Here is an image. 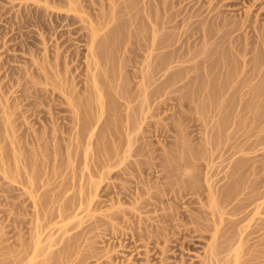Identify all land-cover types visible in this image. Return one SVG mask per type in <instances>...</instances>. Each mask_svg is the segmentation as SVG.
<instances>
[{"label": "rangeland", "instance_id": "374dc122", "mask_svg": "<svg viewBox=\"0 0 264 264\" xmlns=\"http://www.w3.org/2000/svg\"><path fill=\"white\" fill-rule=\"evenodd\" d=\"M9 1L0 0V264H42L64 246L68 260L58 264H264V43L253 31L264 28V0H118V9L103 0L102 14H120L94 50L102 53L96 73L117 85L104 91L102 116L87 101L89 31L79 28L80 12ZM158 55L169 70L153 84L141 76ZM120 87L130 101L112 93ZM129 111L141 114L135 129ZM82 125L92 138L76 133ZM213 253L222 260L210 261Z\"/></svg>", "mask_w": 264, "mask_h": 264}, {"label": "bare ground", "instance_id": "6f19581e", "mask_svg": "<svg viewBox=\"0 0 264 264\" xmlns=\"http://www.w3.org/2000/svg\"><path fill=\"white\" fill-rule=\"evenodd\" d=\"M23 1H26L27 2V0H22V2ZM103 0H56V2L54 1H50L49 0V2H51V4H50V6H51V9H52V11H57V12H59V13H61V12H67V14H70V16H76L75 14H79L78 12H80V29H83V30H87V31H89V33H87V36H84L85 38L87 37V41L86 42H88V44H89V47H88V52H90L89 53V55H87V58H86V60H87V67H88V69H89V71H91V72H89L90 73V80L89 81H92V86L93 87H89V89H92L89 93V95H90V97H89V95L87 96L88 97V99H87V101L89 100V101H91V99L93 100H96L95 102L94 101H91L92 103H95V106H92V107H95L92 111H94L95 110V112H93V114L95 113V115H92V116H102V115H104L105 114V112H107L109 109H108V106H107V104H105L103 101H102V96L104 95V91L106 92V88H112V82H103L102 81V77H101V75H103V74H101L100 75V73H98L99 71H97V73L99 74H97L96 73V70H97V66H98V62L100 63V61H102V60H99L98 58H99V56H101L100 54H102V53H98V51H99V49H100V47H101V44H102V42L101 41H98V37L100 36L99 35V33H101L100 31H103V30H105L106 29V31H107V29H108V27L110 26V25H113L115 22H116V19H118L119 18V14H118V18H115L116 16H113L114 18H111L110 17V15L109 16H105L104 14H102L103 13V8H104V6L106 5H104V3L106 2L108 5H106V7H110V8H113L114 9V7H115V5H116V3L117 4H120L121 5V3H119V1H121V0H104L105 2L103 3L102 2ZM123 1V0H122ZM150 1V0H149ZM13 2H15L14 0H10L9 1V4H13ZM39 2V1H38ZM49 2L47 3V4H49ZM135 2H136V0H135ZM147 2V1H146ZM257 0H253L252 1V4L255 6L256 4H257ZM30 3V2H29ZM29 3H26L25 5H27L26 6V8H27V10L34 4V3H31V4H29ZM125 3V2H124ZM251 3V2H250ZM24 4V3H23ZM35 4H37V3H35ZM38 4H40V3H38ZM14 5V4H13ZM24 5V6H25ZM29 5H31V6H29ZM136 5V4H135ZM155 5V4H154ZM252 5V6H253ZM37 6V5H36ZM35 6V8H37ZM39 6V5H38ZM122 6V5H121ZM32 7H34V6H32ZM42 7V6H41ZM117 7H119V6H116L115 8H117ZM126 7V6H125ZM127 7H130V6H127ZM166 7V6H165ZM24 8V7H23ZM25 8V9H26ZM34 8V9H35ZM48 8V7H47ZM122 8V7H121ZM132 8V7H131ZM162 8H164V7H162ZM38 9V8H37ZM37 9H35V10H37ZM40 9V8H39ZM48 9H50V8H48ZM118 9V8H117ZM125 10H126V8H124ZM45 11H46V13H47V9H44ZM124 11V10H123ZM126 11H130L131 12V10H130V8L128 9L127 8V10ZM133 11V10H132ZM42 12H43V10H42ZM130 12H128V15H127V13L124 15V16H128L129 17V14H132V13H130ZM52 13H54V12H52ZM121 13H123V12H121ZM48 14H49V12H48ZM54 14H56V15H59V14H57L56 12L54 13ZM72 14V15H71ZM110 14V13H109ZM60 15H62V14H60ZM102 17H101V16ZM142 15H144L143 13H142ZM38 16H40V14L38 15ZM54 16V15H53ZM97 16H100L101 17V19L100 20H98V19H96V17ZM122 16V15H121ZM147 16V15H146ZM145 16V17H146ZM151 17H153L154 15H153V13H152V15H150ZM50 17H51V15H50ZM56 17V16H55ZM62 17V16H61ZM131 17V16H130ZM58 19H59V17H57ZM74 18V17H73ZM72 18V19H73ZM56 19V18H55ZM114 19H115V21H114ZM122 19V18H121ZM156 19V18H155ZM246 19V18H245ZM49 20V19H48ZM74 20V19H73ZM119 20V19H118ZM124 20V19H123ZM127 20V19H126ZM125 20V21H126ZM75 21V20H74ZM73 21V23H71V24H73L74 25V22ZM114 21V22H113ZM124 21V22H125ZM130 21V20H129ZM154 21H156V20H154ZM153 21V22H154ZM250 21V20H249ZM55 22V21H54ZM53 22V23H54ZM67 22V21H66ZM69 20H68V24H69ZM71 22H72V20H71ZM111 22L113 23V24H111ZM123 22V23H124ZM127 22H128V20H127ZM50 23L51 22H49V25H50ZM156 23V22H155ZM247 23V22H246ZM43 23H41V25H42ZM67 24V23H66ZM66 24H65V26H66ZM44 25V24H43ZM45 25H48V24H45ZM51 25H52V23H51ZM50 25V26H51ZM54 25V24H53ZM56 25L57 24H55V27H56ZM127 25V24H126ZM156 25V24H155ZM250 25V24H249ZM49 26V27H50ZM42 27H45L46 28V26H42ZM52 27V26H51ZM50 27V28H51ZM68 27V26H67ZM250 27H252L251 25L249 26V28ZM48 28V27H47ZM56 28H58V27H56ZM49 29V28H48ZM56 30V29H55ZM45 31V30H44ZM56 31H58V29L56 30ZM159 31H160V28H159ZM253 31H254V33L256 34H258V35H256L257 36V41L259 42H263L264 43V28H262V27H253ZM65 32V31H64ZM68 32V31H67ZM82 32V31H81ZM84 32V31H83ZM104 32V31H103ZM161 32V31H160ZM159 32V33H160ZM73 33V32H72ZM84 33H86V32H84ZM83 33V34H84ZM108 33H109V31H108ZM159 33H157V34H159ZM70 34V33H69ZM82 34V35H83ZM101 34H103V33H101ZM82 35L80 36V38H82ZM153 35H155V34H153ZM204 35V34H203ZM202 35V36H203ZM207 35H208V33H207ZM105 36V35H104ZM110 36V35H109ZM156 36H158V35H156ZM156 36H154L153 37V42H152V44L150 43V45L152 46V50H159V48H161V46H162V41H161V39L160 38H156ZM212 36V35H211ZM59 37V36H58ZM62 37V36H61ZM101 37V36H100ZM163 37V36H162ZM207 38H209V36H206ZM104 38V37H103ZM214 38V37H213ZM225 38V37H224ZM59 39V38H58ZM57 39V40H58ZM72 39V38H71ZM157 39H159L161 42H159V45H161V46H159V47H157L156 46V42H158V41H156L155 42V40H157ZM84 40V39H83ZM86 40V39H85ZM100 40H102L103 41V39H100ZM105 40V39H104ZM163 40V39H162ZM63 41V40H62ZM61 41V42H62ZM108 41V40H107ZM111 41V40H110ZM152 41V40H151ZM83 42V41H82ZM85 42V41H84ZM85 42V43H86ZM104 43V42H103ZM155 43V44H154ZM62 44V43H61ZM108 44V43H107ZM135 44V43H134ZM145 44V43H144ZM158 44V43H157ZM42 45V44H41ZM64 46V45H63ZM155 46H156V49H153V48H155ZM62 47V46H61ZM67 47V46H66ZM102 47H103V44H102ZM102 47H101V49H102ZM234 47V46H233ZM64 48H65V46H64ZM144 48V47H143ZM158 48V49H157ZM234 48H236V47H234ZM60 49V48H59ZM58 49V50H59ZM98 50V51H96V53L94 52V50ZM189 49V48H188ZM187 49V50H188ZM66 49H64V51H65ZM186 50V51H187ZM43 51V50H42ZM45 51V50H44ZM51 51V50H50ZM63 51V52H64ZM101 52H102V50H100ZM238 51V50H237ZM33 52V51H32ZM57 52V51H56ZM62 52V53H63ZM66 52V51H65ZM71 52V51H70ZM70 52H68V54H66L65 53V56L66 55H69V53ZM156 52V51H155ZM188 52H189V50H188ZM187 52V53H188ZM61 53V52H60ZM60 53H59V55H60ZM151 53V52H150ZM182 53V52H181ZM50 54V53H49ZM57 54V53H56ZM73 55H74V53H72ZM70 55V57L69 58H71L73 61H75L74 59L75 58H73L72 56L73 55ZM131 54V53H130ZM203 54V53H202ZM32 55V54H31ZM55 55V54H54ZM58 55V54H57ZM58 55V56H59ZM61 55H64V53L63 54H61ZM152 55H154V54H149V58H151L152 57ZM157 55V54H156ZM155 55V56H156ZM170 55V54H169ZM175 55V57H177L178 59H177V61L178 62H180V61H184V59H185V57L184 58H182V57H180V56H177V55H181V54H174ZM47 56V55H46ZM52 56V55H51ZM50 56V57H51ZM86 56V55H85ZM105 56V55H104ZM148 56V55H147ZM155 56H153V60H152V66H149V65H147V66H149V68L150 67H152V69L150 68V69H148V71L146 70V72L145 73H143L142 75L143 76H141V77H143L144 79H145V81H146V79H150V80H152V83H153V81H155L156 82V80L158 81V78L159 77H162L163 76V74L165 73V72H167L168 70H169V67H167V66H169V65H164V62H163V58H162V56H164V55H162V56H160V55H158L157 57H155ZM160 56V57H159ZM182 56H184V55H182ZM190 56V55H189ZM194 56V55H193ZM44 57V56H43ZM57 57V56H56ZM55 57V58H56ZM59 57H61L62 58V56H59ZM64 57V56H63ZM67 57V56H66ZM84 57V56H83ZM127 57V56H126ZM165 57V56H164ZM180 57V58H179ZM191 57V56H190ZM31 58V57H30ZM60 58V59H61ZM65 58V57H64ZM102 58V57H101ZM167 58V57H166ZM182 58V59H181ZM188 58V57H187ZM40 59V58H39ZM43 59V58H42ZM46 59V58H45ZM48 59V58H47ZM56 59H59V58H56ZM59 59V60H60ZM63 59V58H62ZM62 59H61V62H62ZM97 59L99 60L98 62H96L97 61ZM105 59V58H104ZM106 59H108V58H106ZM147 59V58H146ZM168 59V58H167ZM166 59V60H167ZM176 59V58H175ZM180 59V60H179ZM52 60V57L50 58V61ZM59 60H57V62L59 61ZM70 60V59H69ZM85 60V61H86ZM124 60V59H123ZM189 60V59H188ZM188 60H187V62H188ZM47 62L49 61V60H46ZM81 61V60H80ZM104 61H106V60H104ZM168 61H171L170 59L168 60ZM173 61V60H172ZM177 61L175 60V61H173V62H176L177 63ZM44 62V61H43ZM46 62V63H47ZM53 62H54V60H53ZM61 62H59L60 63V65H61ZM63 62H64V59H63ZM63 62H62V66L61 67H63L64 65H63ZM67 62H68V60L66 61V59H65V68L67 67L66 66V64H67ZM69 62H71V61H69ZM84 61H82V63H83ZM92 62L93 63H95V64H92ZM125 62V61H124ZM181 62V63H182ZM186 61H184L183 63H185ZM204 62V61H203ZM50 64H51V62H49ZM49 63H47V66H45V69H47V67H48V64ZM56 63V62H55ZM54 63V64H55ZM96 63H97V65H96ZM104 63V62H103ZM166 63H168V62H166ZM170 63V62H169ZM168 63V64H169ZM49 64V65H50ZM73 64V63H72ZM71 64V65H72ZM92 64V65H91ZM101 64V63H100ZM106 64V63H105ZM126 64H127V62H126ZM170 64H172V63H170ZM43 65H44V63H43ZM55 65H57V63L55 64ZM60 65L58 66L59 68H61L60 67ZM68 65V64H67ZM69 65H70V63H69ZM70 65V67L68 66L67 68H68V70H69V68H71V70H72V72H74L73 71V67ZM37 66V65H36ZM40 66V65H39ZM41 66H42V64H41ZM54 66V65H53ZM73 66H74V64H73ZM77 66V65H76ZM104 66V65H103ZM122 66V65H121ZM44 67V66H43ZM50 67V66H49ZM48 67V68H49ZM122 67H124V66H122ZM212 67V66H211ZM67 68H66V70H67ZM103 68V67H102ZM125 68V67H124ZM148 67H146V69H147ZM36 69H37V67H36ZM38 71H40V68L38 67ZM62 69H64V67L62 68ZM172 69H173V67H172ZM209 69V68H208ZM23 70V69H22ZM49 70V69H48ZM67 70V71H68ZM98 70H99V68H98ZM102 70V69H101ZM145 70V69H144ZM210 70H211V68H210ZM34 71V70H33ZM42 71H46V70H42ZM53 71V70H52ZM60 71V70H59ZM59 71H58V73H59ZM62 71H64V70H62ZM61 71V73L63 74H65V72H62ZM66 71V72H67ZM126 71V70H125ZM171 71V70H170ZM212 72L214 71V69L212 68V70H211ZM222 71V70H221ZM57 72V71H56ZM69 72H70V70H69ZM87 72V73H88ZM101 72V71H100ZM211 72V73H212ZM223 72V71H222ZM27 73V72H26ZM68 73V72H67ZM75 73V72H74ZM127 73V72H126ZM210 73V72H209ZM34 74V73H33ZM38 74V73H37ZM41 74L42 73H40V76H41ZM45 74V73H44ZM43 74V76L45 77V75L47 76V74H45L44 75ZM49 75H51L52 73H48ZM70 74H72V73H70ZM141 74V73H140ZM167 74V73H166ZM166 74H164V77H165V75ZM225 74H226V72H225ZM231 74V73H230ZM230 74L228 75V74H226L225 76H226V79H227V76L229 77L230 76ZM23 75V74H22ZM39 75V74H38ZM55 75V74H54ZM68 75L69 74H66V76H65V78L66 79H68ZM158 75H159V77H158ZM232 75V74H231ZM40 76H38V77H40ZM53 76V75H52ZM55 76H59V75H55ZM71 77H72V75H70ZM69 76V77H70ZM123 76V75H122ZM126 76V75H125ZM156 76H157V79H156ZM27 77V76H26ZM54 77V76H53ZM41 78V77H40ZM43 78V77H42ZM47 78H50V77H47ZM52 78V77H51ZM74 78V77H73ZM72 78V79H73ZM127 78V77H126ZM156 80H155V79ZM170 78V77H169ZM171 78H173V77H171ZM46 79V78H45ZM58 79V78H57ZM57 79H55V80H57ZM64 79V78H63ZM71 79V78H70ZM108 79H110V78H108ZM107 79V80H108ZM229 79H230V77H229ZM34 80V79H33ZM42 80H44V78L42 79ZM53 80V79H52ZM51 80V81H52ZM69 80V79H68ZM68 80H66V81H68ZM124 80H125V78H124ZM148 81V82H151V81ZM160 80V79H159ZM170 80H172V79H170ZM59 82H60V80H58ZM58 81H56V82H58ZM63 81V80H62ZM61 81V82H62ZM73 81V80H72ZM109 81V80H108ZM111 81V80H110ZM29 83H31L30 81H28ZM33 82H36V81H33ZM55 82V81H54ZM119 82V81H118ZM144 82V81H143ZM147 82V83H148ZM49 83V82H48ZM66 83V82H65ZM91 83V82H90ZM146 83V84H147ZM159 83V82H158ZM27 84V83H26ZM50 84V83H49ZM56 84V83H55ZM60 84V83H59ZM68 84H69V81H68ZM68 84H66V85H68ZM77 84V83H76ZM75 84V85H76ZM151 84V83H150ZM154 84V83H153ZM157 83H155V85H156ZM90 85V84H89ZM119 85V84H118ZM148 85V84H147ZM214 85V84H213ZM62 86V85H61ZM91 86V85H90ZM128 86V85H127ZM115 87H117V85L115 84L114 85V89H115ZM143 87V86H142ZM147 87V86H146ZM160 87V85H158V88ZM37 88V87H36ZM113 88H112V90H113ZM127 88V87H126ZM125 88V89H126ZM237 88V87H236ZM54 89V88H53ZM64 87H63V92H62V94H65V97L66 96H68L69 95V97L67 98L68 99V101H67V103L69 104V105H73L74 104V102H75V97L73 96V94L72 93H69L68 91H64ZM120 90H121V87L119 88ZM36 90V89H35ZM35 90H33V91H35ZM62 90V89H61ZM61 90H60V92H61ZM66 90H67V88H66ZM69 90V89H68ZM87 90V89H86ZM85 89H84V91H86ZM109 90V89H108ZM111 90V91H112ZM212 90V89H211ZM217 90V89H216ZM223 90H227V88H223ZM237 90H239V89H237ZM37 91V90H36ZM118 90H114V91H112V93L114 94V95H116L115 97L116 98H118V97H121V99H124L126 102H128V101H130L129 99H130V97H128V95H126L125 96V91L122 89L121 91H119V92H117ZM159 91V90H158ZM110 92V91H109ZM144 92V91H143ZM212 92H213V90H212ZM39 93V95H41L40 94V92H38ZM37 93V94H38ZM45 93V92H44ZM50 93V92H49ZM55 93V92H54ZM82 93V92H81ZM112 93H111V95H112ZM145 93V92H144ZM32 94V93H31ZM34 94H35V92H34ZM33 94V95H34ZM47 94V93H46ZM61 94V99H62V96L64 97V95H62ZM66 94H68V95H66ZM130 94V93H129ZM114 95H112V96H114ZM35 96V95H34ZM45 96V95H44ZM118 96V97H117ZM31 97V96H30ZM37 97V96H36ZM48 97V96H47ZM65 97L63 98L65 101H66V99H65ZM78 97V96H77ZM76 97V98H77ZM127 97V98H126ZM153 97V96H152ZM42 98H43V96H42ZM102 98V99H101ZM129 98V99H128ZM134 98V97H133ZM85 99H86V97H85ZM120 99V100H121ZM135 99V98H134ZM64 100H63V102H64ZM136 100V99H135ZM139 101V100H138ZM44 102V101H43ZM131 102H133V101H131ZM130 102V103H131ZM39 103V102H38ZM125 103V102H124ZM141 103V102H140ZM143 103V102H142ZM67 104V105H68ZM146 105V104H145ZM134 106V105H133ZM141 106V105H140ZM91 107V108H92ZM128 107H130V106H128ZM139 107V106H138ZM158 107V106H157ZM113 108V107H112ZM124 108V107H123ZM159 108V107H158ZM131 109V108H130ZM129 109V110H130ZM133 109H137V108H132V110ZM126 110V109H125ZM127 110H128V108H127ZM135 111V110H134ZM138 110H136L135 111V114L137 115V112ZM157 111V110H156ZM127 112V111H126ZM130 113H131V115H132V112L133 111H129ZM137 112V113H136ZM158 112V111H157ZM76 114V113H75ZM92 114V113H91ZM134 114V113H133ZM157 114V113H156ZM129 115V114H128ZM136 115H132L131 117H130V115L129 116H127V119H126V123L128 124V126H129V124L130 125H132L131 127L132 128H137V127H139L140 126V124L142 123L141 121H140V119H142V118H140V117H138V116H140L141 114H140V112H139V115L138 116H136ZM55 118H56V116H55ZM94 119V118H93ZM96 120H97V118H96ZM9 123V122H8ZM11 123V122H10ZM14 123V122H13ZM96 123V122H95ZM94 123V124H95ZM92 124V123H91ZM97 124V123H96ZM77 125V124H76ZM8 126V125H7ZM51 126V125H50ZM58 125H56V127H57ZM83 127H81L80 126V130L77 132L76 131V133H78V135H82L83 134V136H86L87 135V132H88V135H87V137L89 136V133H90V129L91 128H86V126L84 127V125H82ZM92 127H94L93 126V124L91 125ZM127 126V127H128ZM13 127V126H12ZM44 127V126H43ZM128 128H130V127H128ZM33 129V128H32ZM131 129V128H130ZM13 130V129H12ZM56 130V129H55ZM78 130V129H77ZM43 131V130H42ZM94 130H91V132H92V134L89 136L90 138H92V136H93V134H94V132H93ZM51 132V131H50ZM55 133V132H54ZM127 134V133H126ZM142 135V134H141ZM24 136H26V135H24ZM97 136V135H96ZM128 136V135H127ZM131 137H132V135H130ZM126 137V136H125ZM32 138V137H31ZM82 138V137H81ZM84 139H85V137H83ZM30 139V138H29ZM79 139V138H78ZM26 140V139H25ZM130 141H132V138L131 139H129ZM14 141V140H13ZM30 141V140H29ZM98 141V140H97ZM129 141V142H130ZM11 142V141H10ZM27 142V141H26ZM14 143H16V142H14ZM13 143V144H14ZM128 143V142H127ZM136 143V142H135ZM130 149V148H129ZM16 151V150H15ZM4 152V151H3ZM129 152V151H128ZM4 154V153H3ZM2 154V155H3ZM15 154V153H14ZM15 155H17V153L15 154ZM4 158V157H3ZM18 158V157H17ZM16 159V158H15ZM14 159V160H15ZM109 159H110V157H109ZM1 160V159H0ZM17 160H19V159H17ZM25 160H26V158H25ZM2 161V160H1ZM23 161V160H22ZM109 160H107L106 162H108ZM121 161V160H120ZM102 162V161H101ZM104 162V161H103ZM110 162V161H109ZM111 162H112V160H111ZM241 162V161H240ZM17 163V162H16ZM23 163V162H22ZM15 164V163H14ZM17 164H19V163H17ZM17 164H16V166H17ZM108 164V169L110 170L113 166H114V164H113V166L112 165H110V163H107ZM116 164V163H115ZM15 166V165H14ZM21 166V165H20ZM103 166H104V164H103ZM18 167V166H17ZM10 168V167H9ZM19 168V167H18ZM17 169V168H16ZM5 171V170H4ZM10 171V170H9ZM12 171V170H11ZM10 171V172H11ZM16 175V174H15ZM31 177V176H30ZM34 177V176H33ZM37 177V176H36ZM30 179V178H29ZM33 179V178H32ZM35 179V178H34ZM32 182H33V180H32ZM144 191V190H143ZM151 195V194H150ZM224 195V194H223ZM138 196H140V195H138ZM142 196V195H141ZM153 196V195H152ZM216 198V197H215ZM139 199V198H138ZM137 199V200H138ZM221 199V198H220ZM214 201H212V205H213V207L214 208H216V206L218 205V202H217V200L216 199H213ZM137 204H138V202H137ZM139 204H141V202L139 203ZM138 204V205H139ZM210 204V205H211ZM258 205V204H257ZM259 205H261V204H259ZM72 206V205H71ZM141 206V205H140ZM159 206V205H158ZM125 207V206H124ZM218 207V206H217ZM256 207V206H255ZM117 208V207H116ZM132 208V207H131ZM161 208V207H160ZM236 208V207H235ZM263 208H264V205H263ZM65 209V208H64ZM121 209H123V208H121ZM223 209V208H222ZM237 209V208H236ZM257 209V208H256ZM255 209V210H256ZM233 210V209H232ZM258 210V209H257ZM67 211V210H66ZM124 211V210H123ZM220 211V210H219ZM221 211H223V210H221ZM234 211V210H233ZM238 211V210H237ZM62 212V211H61ZM146 212V211H145ZM149 212V211H148ZM173 212V211H172ZM255 212H257L258 213V211H255ZM261 212H263L264 213V210L263 211H261ZM111 213V212H110ZM219 213V212H218ZM113 214V213H112ZM132 214V213H131ZM130 214V215H131ZM223 214V213H222ZM232 214V213H231ZM51 215V214H50ZM176 215V214H175ZM220 216H221V214H219ZM114 217H115V215H113ZM124 216V215H123ZM190 216V215H189ZM215 216V215H214ZM217 217H218V215H216ZM173 217V216H172ZM178 217V216H177ZM181 217V216H180ZM222 217V216H221ZM62 218V217H61ZM94 218V217H93ZM120 218V217H119ZM128 218V217H127ZM161 218V217H160ZM168 218V217H167ZM220 218V217H219ZM96 219V218H95ZM217 219V218H216ZM61 220V219H60ZM99 220V219H98ZM129 220V219H128ZM179 220V219H178ZM185 220V219H184ZM187 220H189V219H187ZM52 221V220H51ZM96 221V220H95ZM116 221V220H115ZM118 221V220H117ZM143 221H145V220H143ZM191 221H193L192 219H191ZM53 222V221H52ZM104 222V221H103ZM159 222V221H158ZM184 222V221H183ZM187 221H185V223H186ZM264 222V221H263ZM97 223V222H96ZM145 223V222H144ZM157 223V222H156ZM221 223V222H220ZM108 224V223H107ZM154 224V223H153ZM172 224V223H171ZM130 225V224H129ZM213 225V224H212ZM220 225H222V224H220ZM94 227H96L95 225H93ZM118 226V225H117ZM121 226H123V225H121ZM217 226V225H216ZM89 227H91V225L89 226ZM88 227V228H89ZM101 227V226H100ZM167 227V226H166ZM260 227L262 228V226L260 225ZM99 228V227H98ZM117 228V227H116ZM126 228V227H125ZM130 228V227H129ZM139 228V227H138ZM137 228V229H138ZM144 228V227H143ZM157 228V227H156ZM168 228V227H167ZM166 228V229H167ZM65 229H66V227H65ZM68 229V228H67ZM131 229V228H130ZM147 229V228H146ZM158 229V228H157ZM163 229V228H162ZM255 229H256V227H255ZM263 229V228H262ZM90 230V229H89ZM93 230V229H92ZM105 230V229H104ZM84 231H85V229H84ZM83 231V232H84ZM87 231V230H86ZM107 231V230H106ZM130 231V230H129ZM137 231V230H136ZM157 231V230H156ZM155 231V232H156ZM98 232V231H97ZM127 232V231H126ZM152 232V231H151ZM204 232V231H203ZM255 232V231H254ZM257 232V231H256ZM86 233V232H85ZM94 233V232H93ZM96 233V232H95ZM135 234H136V232H134ZM140 233V232H139ZM139 233H138V236L136 235V237H140L139 236ZM148 233V232H147ZM157 233V232H156ZM170 233V232H169ZM215 233V232H214ZM252 233V232H251ZM250 233V234H251ZM70 234V233H69ZM83 234V233H82ZM87 234V233H86ZM111 234V233H110ZM114 234V233H113ZM112 234V235H113ZM171 234V233H170ZM249 234V233H248ZM130 235H132V234H130ZM168 235V234H167ZM252 235V234H251ZM254 235V234H253ZM261 235V234H260ZM70 236V235H69ZM97 236H98V234H97ZM170 236V235H169ZM180 236V235H179ZM219 236V235H218ZM224 236V235H223ZM66 237V236H65ZM112 237V236H111ZM178 237V236H177ZM182 237V236H181ZM214 237V236H213ZM91 238V237H90ZM141 239H142V236L140 237ZM144 238V237H143ZM154 238V237H153ZM215 239H216V237H214ZM87 239V238H86ZM156 239V238H155ZM172 239H174V238H172ZM88 240V239H87ZM135 240V239H134ZM138 240V239H137ZM140 240V239H139ZM169 240V239H168ZM214 240V239H213ZM217 240H218V237H217ZM216 240V241H217ZM136 241V240H135ZM222 241V240H221ZM140 242V241H139ZM142 242V241H141ZM173 242V241H172ZM182 242V241H181ZM214 242V241H213ZM226 242V241H225ZM228 242V241H227ZM243 242V241H242ZM164 243H166V242H164ZM184 243V242H183ZM224 243V242H223ZM239 243V242H238ZM220 244V243H219ZM64 245V244H63ZM67 245H69V244H67ZM145 245V244H144ZM167 245V244H166ZM181 245H183V244H181ZM189 245V244H188ZM211 245H212V243H211ZM233 245V244H232ZM237 245H239V244H237ZM70 246V245H69ZM178 246H179V244H178ZM213 246V245H212ZM221 246V245H220ZM219 246V247H220ZM177 247V246H176ZM218 247V246H217ZM224 247V246H223ZM228 247V246H227ZM226 247V248H227ZM232 247V246H231ZM236 247V246H235ZM59 248V247H58ZM70 248V247H69ZM69 248L67 249V247H65L64 246V248L63 247H61L59 250H57L56 252L54 251V253H52V251H51V253H49L50 255H47L48 257H47V259H46V262H44L45 260V258H46V256H44L45 258L43 259V261H42V264H58V263H62L63 261L64 262H66L65 260H68L67 259V256H68V254H69ZM86 248V247H85ZM158 248V247H157ZM226 248H224V249H226ZM230 248V247H229ZM228 248V249H229ZM237 248V247H236ZM238 248H239V246H238ZM87 249V248H86ZM164 249V248H163ZM167 249V248H166ZM240 249H241V247H240ZM40 251H42L41 249H39ZM38 250V253L40 252ZM44 250V249H43ZM94 250V249H93ZM213 250V249H212ZM219 250V249H218ZM222 250V249H221ZM220 250V251H221ZM231 250V249H230ZM22 251V250H21ZM20 251V252H21ZM35 251H37V250H35ZM82 251V250H81ZM95 251V250H94ZM165 251V250H164ZM224 251V250H223ZM47 252V251H46ZM46 252H40V253H42V254H45L46 255ZM68 252V253H67ZM88 252H89V250H88ZM93 252V251H92ZM109 252V251H108ZM213 252H215V251H213ZM227 252H229V251H227ZM234 252H238V250H236V251H233V253ZM240 252V251H239ZM26 253V252H25ZM95 253V252H94ZM158 253V252H157ZM223 252H221V254H222ZM226 253V252H225ZM224 253V255L226 256V254ZM241 253V252H240ZM16 254V253H15ZM41 254V255H42ZM165 254V253H164ZM237 254V253H236ZM236 254H234V256H235V258L238 256V255H236ZM17 255V254H16ZM36 257H37V252H36ZM96 255H97V253H96ZM106 255H107V252H106ZM211 255V257L209 258L210 259V261H214V260H216V258L218 259V257H217V255H219L220 256V253L219 254H210ZM228 255V254H227ZM230 255V254H229ZM246 255V254H245ZM13 256V255H12ZM11 256V257H12ZM38 256H40V255H38ZM86 256V255H85ZM244 256V255H243ZM243 256H241V257H243ZM251 256V255H250ZM34 257V256H33ZM41 257V256H40ZM239 257V256H238ZM237 257V258H238ZM87 258V257H86ZM90 258V257H89ZM88 258V259H89ZM95 258V257H94ZM225 258V257H224ZM235 258H234V261H236L235 260ZM12 259V258H11ZM37 259V258H36ZM36 259H32L31 258V260H29V261H32L33 262V260H36ZM39 259V258H38ZM37 259V260H38ZM208 259V258H207ZM240 259V258H239ZM250 259V258H249ZM18 260V259H17ZM83 260V259H82ZM81 260V261H82ZM218 260H222V259H218ZM70 261V260H69ZM86 261V260H85ZM206 261V260H205ZM225 261H227V260H225ZM28 262V261H27ZM32 262L30 263V264H32ZM37 261H35V263H36ZM40 262V261H39ZM209 262V261H208ZM214 262H216V261H214ZM219 262V261H218ZM223 262V261H222ZM17 263V262H16ZM19 263H21V262H19ZM34 263V262H33ZM34 263V264H35ZM207 263V262H206ZM225 263V262H224ZM227 263V262H226ZM234 264H235V262H233ZM232 263V264H233ZM244 262H242V264H243ZM247 263H248V261H247ZM251 263V262H250ZM253 263V262H252ZM2 264V263H1ZM4 264V263H3ZM18 264V263H17ZM25 264V263H24ZM40 264H41V262H40ZM79 264V263H78ZM80 264H83V262L82 263H80ZM208 264V263H207ZM214 264V263H213ZM216 264H217V262H216ZM237 264V263H236ZM239 264H240V262H239Z\"/></svg>", "mask_w": 264, "mask_h": 264}]
</instances>
